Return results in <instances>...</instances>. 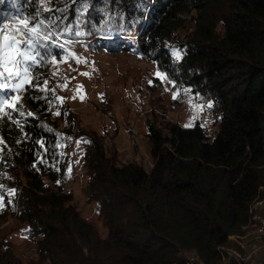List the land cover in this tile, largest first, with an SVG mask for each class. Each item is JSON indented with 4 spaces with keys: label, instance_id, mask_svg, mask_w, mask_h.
<instances>
[{
    "label": "trees",
    "instance_id": "obj_1",
    "mask_svg": "<svg viewBox=\"0 0 264 264\" xmlns=\"http://www.w3.org/2000/svg\"><path fill=\"white\" fill-rule=\"evenodd\" d=\"M17 18H34L39 44L22 47L43 59L25 66L56 96L65 98L52 76L53 58L72 55L59 37L100 36L93 49L141 52L201 102L204 115L187 127L148 121L145 167L122 160L67 98L60 104L52 93L28 88L25 115L12 113L19 126L0 125L7 144L0 153V217L24 223L35 254L23 263L3 238L0 264H217L229 236L251 224L253 203L264 204V0H0V25ZM138 31L140 46L126 37ZM75 142L81 189L103 229L81 214L67 187L75 178L68 171Z\"/></svg>",
    "mask_w": 264,
    "mask_h": 264
},
{
    "label": "rangeland",
    "instance_id": "obj_2",
    "mask_svg": "<svg viewBox=\"0 0 264 264\" xmlns=\"http://www.w3.org/2000/svg\"><path fill=\"white\" fill-rule=\"evenodd\" d=\"M96 37L100 36L77 39L59 37L58 42L68 48L72 55L62 57L66 61L64 63H54L52 76L58 89L80 115L81 121L96 129L108 143L113 142L122 160L140 161L148 167L151 163L145 135L148 121L156 123L170 119L189 125L203 117L202 103L188 94L187 89L174 86L168 79L157 78L159 70L141 52L93 49L90 44ZM126 37L135 40L139 46L143 43L139 31ZM86 41L87 44H83ZM174 94H177L176 99H173ZM69 159V168L75 178L67 187L73 191V200L83 216L103 229L95 204L86 202L81 189L83 177L79 173L82 152L79 142H75L70 150ZM256 202H260L256 208L264 207L262 200H256L252 207ZM257 213L264 216V210ZM259 222L260 217L252 215L251 224L242 227L241 232L230 235V243L225 246L227 254L217 264H230L231 256L239 264L264 263V233L258 231ZM24 227V223L17 219L0 217V239L10 240L15 254L26 263L34 257L35 247L24 233ZM188 259L194 261L196 257L189 254Z\"/></svg>",
    "mask_w": 264,
    "mask_h": 264
},
{
    "label": "snow or ice",
    "instance_id": "obj_3",
    "mask_svg": "<svg viewBox=\"0 0 264 264\" xmlns=\"http://www.w3.org/2000/svg\"><path fill=\"white\" fill-rule=\"evenodd\" d=\"M43 7V3H42ZM44 11H51L47 7H44ZM32 19L34 18H17L12 24H3L0 25V92L11 91L13 94L11 96H0V125H3L6 121H11L19 126L18 120H13L12 113H18L21 116H24L25 113L21 111L23 105L21 103L23 99V94L27 91L28 88H33L38 92L43 93H52L55 100L60 104H63V97L55 95V89L49 87V81L47 79L40 82L39 77H36L32 74L30 68L25 66L26 61H33L38 65L36 57L40 56L41 60L43 56L39 52H36V55H31L29 52H26L23 49V45H27L29 49H36L39 44V29L37 26L32 24ZM40 24H43L44 21H40ZM79 34V33H78ZM52 34L49 33L47 36H43L42 39L48 41L51 39ZM33 37L37 39L34 41ZM42 46V45H41ZM60 48H63L64 45H59ZM173 55L177 60L181 58L180 52H174ZM53 63H64L66 61L61 58L59 62L53 58ZM77 62H79L77 60ZM55 75V73L53 74ZM157 78L161 80L168 79L166 73L157 72ZM16 81L15 84L12 81ZM171 82V81H170ZM82 87V86H79ZM66 88V85H65ZM48 100V104L52 105L53 101L49 100L47 96L43 97ZM177 98V94L173 95V99ZM75 99V97H73ZM213 105L208 103L207 108H211ZM202 108L204 106H201ZM28 116H31L32 113H27ZM55 115L59 116L60 112L56 111ZM190 126V125H186ZM2 131V129H0ZM21 131L23 127L21 126ZM27 135V134H26ZM41 147H43V142ZM7 148L6 141L2 134H0V153H3ZM69 173L71 168L68 169ZM14 193L15 190L13 189ZM3 204V195H0V208L4 207Z\"/></svg>",
    "mask_w": 264,
    "mask_h": 264
},
{
    "label": "built area",
    "instance_id": "obj_4",
    "mask_svg": "<svg viewBox=\"0 0 264 264\" xmlns=\"http://www.w3.org/2000/svg\"><path fill=\"white\" fill-rule=\"evenodd\" d=\"M260 203V202H259ZM258 202L255 203V205L251 208L253 212V216L260 217V222L257 224L258 231L264 233V216L260 215L259 213L255 212L253 208L257 207L259 204Z\"/></svg>",
    "mask_w": 264,
    "mask_h": 264
}]
</instances>
